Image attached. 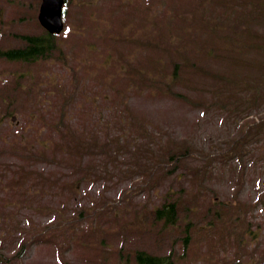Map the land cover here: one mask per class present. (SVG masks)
Returning a JSON list of instances; mask_svg holds the SVG:
<instances>
[{
    "label": "rangeland",
    "instance_id": "374dc122",
    "mask_svg": "<svg viewBox=\"0 0 264 264\" xmlns=\"http://www.w3.org/2000/svg\"><path fill=\"white\" fill-rule=\"evenodd\" d=\"M40 2L0 0L1 48L44 31ZM64 5L55 53L0 57V257L27 242L11 264L262 260L264 49L244 44L264 45V0ZM164 193L187 245L149 212Z\"/></svg>",
    "mask_w": 264,
    "mask_h": 264
},
{
    "label": "trees",
    "instance_id": "16d2710c",
    "mask_svg": "<svg viewBox=\"0 0 264 264\" xmlns=\"http://www.w3.org/2000/svg\"><path fill=\"white\" fill-rule=\"evenodd\" d=\"M212 2L215 4L217 0H212ZM18 37L21 41L19 45L4 48L0 47V57L11 61L31 63L38 61L39 59L48 58L52 55L58 45L56 35L50 34L46 31L40 34H20ZM244 45L246 48L264 49V45L261 46L254 42H245ZM67 135L72 138L71 141L74 144H83V142L79 141L72 133L68 132ZM93 146H95L94 143ZM177 148L179 151L170 150L169 148L162 149V157L157 159V162L165 163V159L177 162L179 158H185L187 155L182 156L184 154L181 150L183 147L177 146ZM179 203V198L173 195V193H164L161 197V202L154 206L150 212L152 211L155 220L161 221L165 226L181 227L184 233L183 243L187 245L189 241V236L187 234L188 223L183 227L181 226L179 219ZM2 258H4H0L2 262L9 264V257ZM118 259L119 264H175L171 253L155 254L154 252L141 248L129 250L125 255L122 254V251H119ZM253 264H264V258Z\"/></svg>",
    "mask_w": 264,
    "mask_h": 264
},
{
    "label": "water",
    "instance_id": "95a60500",
    "mask_svg": "<svg viewBox=\"0 0 264 264\" xmlns=\"http://www.w3.org/2000/svg\"><path fill=\"white\" fill-rule=\"evenodd\" d=\"M62 2L63 0H42L38 18L49 32H59L62 28Z\"/></svg>",
    "mask_w": 264,
    "mask_h": 264
}]
</instances>
